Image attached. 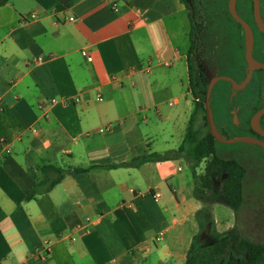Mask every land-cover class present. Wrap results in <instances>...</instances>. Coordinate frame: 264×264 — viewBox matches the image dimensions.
<instances>
[{"label": "crops", "instance_id": "obj_1", "mask_svg": "<svg viewBox=\"0 0 264 264\" xmlns=\"http://www.w3.org/2000/svg\"><path fill=\"white\" fill-rule=\"evenodd\" d=\"M190 30L181 0L0 6V264L185 263L198 174L181 158L105 167L181 145ZM43 166L86 171L26 200Z\"/></svg>", "mask_w": 264, "mask_h": 264}, {"label": "trees", "instance_id": "obj_2", "mask_svg": "<svg viewBox=\"0 0 264 264\" xmlns=\"http://www.w3.org/2000/svg\"><path fill=\"white\" fill-rule=\"evenodd\" d=\"M6 1L7 0H0V6ZM181 1L184 3L186 8L189 9L186 0ZM236 25L239 30H241V27L238 24ZM193 31L194 28L191 27V35ZM193 45L194 41H192V46ZM192 46L190 47V51L192 50ZM240 47L244 53V44L242 43ZM190 51L188 55L189 88L195 103L194 110L190 115L186 133L181 145L176 150L168 151L164 154L153 153L133 159L129 163L108 166L105 168L139 166L147 161H161L181 158L186 161L192 175L195 176L196 168L203 160L210 157V162L204 168V174L199 177L200 187L195 188L194 194L198 199L203 201L199 194L206 195L212 191L213 179H217L221 183V201L232 209L236 216L244 202V182L247 175V169L238 161L234 159L221 158L215 153L214 147L217 141L209 131L206 110L204 108V97L208 84V78L206 77L203 69L201 70L200 66L195 67L192 64ZM245 65L243 55H241L240 60L238 59L232 64V66L237 68L239 72L241 71V79H243L245 75ZM230 71L231 68L226 66L222 67L218 74L220 76H231ZM221 82L227 83L225 81ZM213 93L214 92L212 91V95ZM200 113H202L203 127L206 128V131L204 132L201 128H195L194 126L195 118ZM249 116H252V114H249ZM222 134L227 138L230 137L225 133ZM85 171L86 170L83 169H74L69 171L54 168L52 166H43L41 168L43 176L42 180L27 192L25 199L31 200L37 195L48 193L68 173L80 174ZM151 197H153V194ZM196 221L198 223V233L194 236L191 242L184 264H222L227 257L230 255L232 256V254L237 258V264H260L263 261L264 245L254 243L238 234L232 235L231 239H222L213 245L205 243L203 241V237L208 233L209 229H211L210 227L213 223V215L206 204L205 207L196 214Z\"/></svg>", "mask_w": 264, "mask_h": 264}, {"label": "flooded vegetation", "instance_id": "obj_3", "mask_svg": "<svg viewBox=\"0 0 264 264\" xmlns=\"http://www.w3.org/2000/svg\"><path fill=\"white\" fill-rule=\"evenodd\" d=\"M228 1L229 0H186L189 6L190 27L194 28V40L190 38V41L191 46L192 41H194L196 52L195 60L201 70L203 69L208 80L210 75L220 76L218 73L221 68L228 66L231 68V76L228 77L232 78L237 84H240L247 74V64L244 53L242 52L246 64L244 68L245 75L244 78L241 79V71L239 72L237 68L232 66L236 61H231L228 53L223 52L218 45L219 41H221V46L226 38L229 39V36L221 31L218 24L220 23V25L223 26L225 17H230L229 20L234 24L236 23L228 12ZM259 5L260 17L264 23V0H259ZM235 7L237 14L252 30L254 37L252 51L253 59L257 62L264 63V34L259 31L254 19L253 1L236 0ZM217 30L221 31L222 37L218 36ZM240 35L244 38L242 28L239 34L235 33L233 36L235 39V51L238 55L239 50H241V42H239ZM227 83L229 87L232 88L231 84L229 82ZM216 100V102H218V107H216L217 111L222 115L218 121L219 127L216 126L220 134H226L225 130L227 127H236L245 132L244 136H250L264 142V136L254 131L250 125L252 116L260 109L264 108V69L253 71L251 79L244 90L233 91L231 89L227 99L222 97ZM212 102L213 99L211 100V103ZM249 114H252V116H249ZM213 115L215 121V114ZM260 127L264 130V115L260 119Z\"/></svg>", "mask_w": 264, "mask_h": 264}, {"label": "rangeland", "instance_id": "obj_4", "mask_svg": "<svg viewBox=\"0 0 264 264\" xmlns=\"http://www.w3.org/2000/svg\"><path fill=\"white\" fill-rule=\"evenodd\" d=\"M213 1V0H210ZM211 4V2H210ZM223 26L218 24L221 28V31L229 36V39H225V44H221L218 42L219 48L228 53L229 59L231 61H237V58L240 60L242 55V50H239V55L235 51V39L233 38L235 33L239 34V28L232 23L229 18L225 17L223 21ZM224 27V28H222ZM221 31L217 30L218 36L222 37ZM191 38L194 40V33H192ZM239 42L244 44V38L240 35ZM240 44V46H241ZM224 47V48H223ZM221 51V52H222ZM195 46H192V50L190 51V58L192 64L196 67L198 63L195 60ZM197 69V68H196ZM165 72H170L169 69H166ZM169 77V76H168ZM167 82L171 85V88L167 91H163V94L169 91H174V93H179L175 87H177L176 81L171 77L168 78ZM184 86L186 87V78H184ZM175 85V86H174ZM214 89V90H213ZM213 95L211 96V109L213 114H215V125L219 127V118H221V113L217 111L218 102L216 99L225 98L227 99L229 96V92L232 88L229 87L227 83H223L218 81L213 87ZM233 90V89H232ZM170 97V96H169ZM172 97L167 98L170 99L169 102H172ZM149 104L155 103L154 100L149 101ZM157 103V102H156ZM165 109L169 108L168 104L164 105ZM194 107V103H193ZM193 112V111H192ZM189 114H192L189 112ZM187 114L188 119L190 115ZM214 116V115H213ZM195 128H201L206 131V128L203 127V119L202 113H200L195 118L194 123ZM226 134L230 137L244 136V131L239 130L236 127H227L225 130ZM215 153L217 156L224 159H234L239 163L243 164L247 169V175L244 182V202L234 217L231 215L233 211L229 208H224L229 213V216H221L218 214V210L223 209V207L215 208L214 211L217 216L213 215V223L210 227L208 233L203 237V241L208 245H213L218 243L222 239H231L232 235L238 234L250 241L258 244L264 245V149L255 144H246V143H232V144H224L217 142L215 144ZM211 158H207L203 160L200 165L196 168V173L198 177L196 178V188L200 187L199 177L204 174L205 166L210 162ZM186 172H188L186 170ZM213 190L207 193L206 195L199 194L206 206L210 209L212 205L222 204L221 201V183L217 179H213ZM231 212V213H230ZM223 218L225 222H222L219 218ZM231 216V217H230ZM229 221V222H228ZM237 258L232 254V256H228L227 259L222 264H237ZM260 264H264V259Z\"/></svg>", "mask_w": 264, "mask_h": 264}, {"label": "water", "instance_id": "obj_5", "mask_svg": "<svg viewBox=\"0 0 264 264\" xmlns=\"http://www.w3.org/2000/svg\"><path fill=\"white\" fill-rule=\"evenodd\" d=\"M252 1H253L254 19L257 23L259 31L264 34V23L262 22L260 17L259 0H252ZM235 4H236V0L228 1V12L233 18V20L241 26L244 33V58L247 64V74L245 76V79L240 84H237L232 78L228 76L210 75L204 97V108L206 110V118H207L209 131L217 142L224 144H232V143L255 144L264 149V142L250 136H237V137L227 138L221 135L214 123V116L211 109V93L213 87L218 81L229 82L231 84L233 91H241L244 90L246 85L249 83L253 71L264 69V63L257 62L252 57L253 44H254L253 33L250 26L237 14ZM263 115H264V108L260 109L257 113H255L250 120V125L252 129L258 132L261 136H264V130L260 127V119Z\"/></svg>", "mask_w": 264, "mask_h": 264}, {"label": "built area", "instance_id": "obj_6", "mask_svg": "<svg viewBox=\"0 0 264 264\" xmlns=\"http://www.w3.org/2000/svg\"><path fill=\"white\" fill-rule=\"evenodd\" d=\"M31 17L34 18L35 16H31ZM40 60H41V58L38 59V61H40ZM51 102L54 103V100H51ZM158 196H159L158 194H155L154 198H157ZM45 244H46L47 247L45 249H43L42 253H40L39 259H44L45 256H46V253H47V250H48V243H45Z\"/></svg>", "mask_w": 264, "mask_h": 264}]
</instances>
